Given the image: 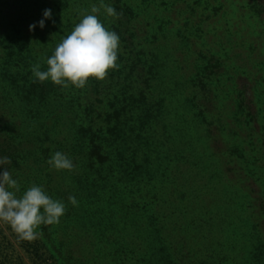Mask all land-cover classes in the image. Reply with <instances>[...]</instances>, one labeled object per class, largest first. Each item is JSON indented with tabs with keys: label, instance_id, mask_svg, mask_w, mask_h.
<instances>
[{
	"label": "trees",
	"instance_id": "1",
	"mask_svg": "<svg viewBox=\"0 0 264 264\" xmlns=\"http://www.w3.org/2000/svg\"><path fill=\"white\" fill-rule=\"evenodd\" d=\"M121 2L114 31L127 67L114 72L137 76L150 59L135 46L129 1ZM65 6L64 0H0V157L12 161L7 167L21 194L38 184L67 205L59 224L41 226L35 253L55 251L61 264H79L70 249L79 238L80 252L95 250L86 264H264V220L256 219V229L234 198L221 206L206 184L194 191L181 163L195 153L169 149L165 130L160 143V103L148 100L145 89L105 100L101 91L108 93L110 84L100 80L83 88L34 81L32 66L46 70L47 58L81 19L59 13ZM46 9L53 15L45 28L30 31ZM56 151L74 161L73 171L48 165ZM197 179L203 183L205 173ZM72 195L78 207L68 203ZM259 211L264 216V205Z\"/></svg>",
	"mask_w": 264,
	"mask_h": 264
},
{
	"label": "rangeland",
	"instance_id": "2",
	"mask_svg": "<svg viewBox=\"0 0 264 264\" xmlns=\"http://www.w3.org/2000/svg\"><path fill=\"white\" fill-rule=\"evenodd\" d=\"M117 1L103 3L115 7ZM128 1L135 17V46L150 62L137 76L116 73L127 67L118 54L116 71L100 80L104 87L110 84L108 93L101 91L102 99L123 93L135 97L145 89L148 100L160 103V143L168 133L169 149L195 153L182 155L186 160L181 163L194 191L206 184L221 206L234 198L258 229L256 219L264 220L259 211L264 205V0ZM64 3L70 7L59 13L66 17L78 13L82 18L94 5L101 6V0ZM99 16L114 31L116 18L103 8ZM198 171L205 173L203 183ZM55 238L49 241L58 243ZM36 240L20 242L0 223V264H61L58 252L53 251L55 257L43 250L35 253ZM71 243L75 263L86 264L95 254L92 249L80 252L79 238Z\"/></svg>",
	"mask_w": 264,
	"mask_h": 264
},
{
	"label": "clouds",
	"instance_id": "3",
	"mask_svg": "<svg viewBox=\"0 0 264 264\" xmlns=\"http://www.w3.org/2000/svg\"><path fill=\"white\" fill-rule=\"evenodd\" d=\"M101 8L108 17L118 18L116 9L103 0L100 7L94 5L91 8V14H82L79 23L47 58V69L41 70L39 64L32 66L34 81H51L62 88H83L90 79L102 81L110 70L118 67L120 37L100 20ZM52 15V10L46 9L43 18L38 24L30 25L29 30L34 31L37 26L43 30ZM47 163L58 172H71L76 167L74 161L61 151H56ZM11 164L8 157H0V223L7 224L18 241L32 242L41 235L42 225L59 224L67 205L52 198L38 184H32L21 194L20 181L7 167ZM68 203L79 206L74 195L68 197Z\"/></svg>",
	"mask_w": 264,
	"mask_h": 264
}]
</instances>
